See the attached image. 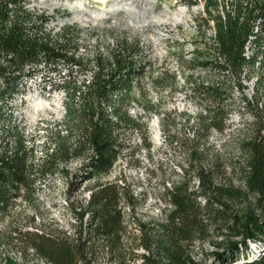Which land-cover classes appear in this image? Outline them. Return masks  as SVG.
Wrapping results in <instances>:
<instances>
[{
    "label": "trees",
    "instance_id": "trees-1",
    "mask_svg": "<svg viewBox=\"0 0 264 264\" xmlns=\"http://www.w3.org/2000/svg\"><path fill=\"white\" fill-rule=\"evenodd\" d=\"M28 1L0 0V219L18 200L34 205L37 185L46 179H64L69 196L79 189L80 179L93 182L85 186L88 200L67 202L78 222L71 224L70 233L47 231L34 221L8 224L0 242L17 249L22 262L5 254L0 264H95L102 257L116 264H264V50L260 35L253 37L252 52L245 54L259 21L263 29L264 0H201L205 16L200 13L195 18L200 43L192 62L216 79L208 84L193 81L192 90L202 102L200 111L191 124L185 118V125L173 135L165 133L166 114L159 109L160 103L141 97L144 115L130 112L134 85H141L150 68L140 39L121 38L115 46L107 45L105 52L83 56L77 24L66 21L58 30L49 28L53 13L48 14L45 6H27ZM198 1L180 0L188 6ZM209 28L213 34L207 37ZM43 69L59 75L65 70L57 85L63 94L64 114L29 131L14 100L22 86ZM87 71L89 77L79 80ZM251 77L256 78L254 92L247 98L243 79ZM154 80L156 87L165 88L163 80ZM176 81L171 74L168 86ZM235 92L243 96L251 130L239 139L240 156L227 161L207 141L213 130L221 133L229 126L228 118L237 109ZM151 113L158 116L163 141L176 145L186 164L181 165L176 181L162 182L165 207L160 215L141 219L135 215L141 200L125 174L112 180L106 177L127 147L128 131L141 133L142 145L150 152ZM188 128L191 137L186 135ZM38 129L44 131L41 144ZM72 162L79 163L76 171L69 168ZM227 166L238 173L242 185L226 181ZM159 170L164 177L165 171ZM123 204L129 206V222ZM194 242L201 248L207 242L210 251L200 249L201 257L194 258ZM249 242L258 251L252 258ZM30 254L40 262L29 263Z\"/></svg>",
    "mask_w": 264,
    "mask_h": 264
},
{
    "label": "rangeland",
    "instance_id": "rangeland-1",
    "mask_svg": "<svg viewBox=\"0 0 264 264\" xmlns=\"http://www.w3.org/2000/svg\"><path fill=\"white\" fill-rule=\"evenodd\" d=\"M181 4L183 3L180 0H107L105 3L98 0H41L38 6L43 5L48 14L53 13L49 28L66 21L77 24L80 28L79 53L89 58H92L96 51L105 52L107 45L115 46L116 41L121 38L140 39L150 68H147L141 85L139 87L134 85L132 96L135 98L130 112L144 115L141 97H146L153 104L160 103L159 109L166 114L163 121L165 133L173 135L185 125V118L188 117L191 124L200 111L202 102L192 90L193 81L208 84L216 79L211 71L195 67L192 62L197 55L195 47L200 43L197 31L192 26L198 10ZM116 6L119 8L116 9ZM96 10L105 11L104 16H88ZM64 73L65 70L60 75ZM89 73L87 71L79 75V80L88 78ZM171 74L176 75L177 81L170 87L168 85L171 82ZM60 75L43 69L29 79L22 86L21 94L16 96L14 100L16 112L24 119L23 123L29 131L38 126L43 127L46 122L51 123L62 118L63 94L57 86L62 81ZM49 77L51 79L46 80ZM155 78L163 80L166 83L165 88L156 87ZM248 81L246 78L243 79L244 97L251 98L253 93L250 96L251 91L246 85ZM234 95L237 109H234L228 118L229 126L221 133L213 130L207 141V145L217 150L227 161L240 156L239 139L247 136L251 130V119L241 99L243 96L236 92ZM137 99L141 101L138 102ZM157 118L156 113H151L148 119L149 138L152 142L150 152L148 153L146 147L142 145L141 133L128 131L127 147L107 175V178H112L125 174L128 183L141 200L135 208V215L141 219H147L148 215L156 216L164 203L162 182L165 181L167 185L176 181L181 173V165L186 164L177 146H170L168 142L163 141L161 131L158 130ZM37 132L41 134L38 138V144H41L44 131L38 129ZM186 135L191 137L192 130L188 128ZM227 164L230 165L228 162ZM78 166V162H72L69 168L76 171ZM160 168L165 171L164 177L160 175ZM225 175L227 182L235 186L242 185L238 173H232L230 166L226 167ZM92 182L80 179L79 189L70 196L65 193V180L62 178L46 179L39 183L34 205L18 200L17 206L9 214L1 217L0 241L10 223L27 225L28 222L34 221L38 228L46 227L47 231L57 229L72 232L71 224L77 226L78 222L74 214L67 209V202L72 199H85L88 192L85 186ZM125 219L129 222L131 217L126 214ZM27 228L32 229L30 226ZM128 230L131 233H138L133 227H128ZM202 247L198 242H194L192 253L194 258L201 257L200 249L210 251L207 242H204ZM250 247L248 253L252 258L258 251L254 244L250 243ZM136 251L140 253L142 249ZM5 254L22 262L17 249L0 242V262ZM29 259V263L40 262V259L32 254ZM95 264L116 262H109L102 257L97 259Z\"/></svg>",
    "mask_w": 264,
    "mask_h": 264
},
{
    "label": "built area",
    "instance_id": "built-area-1",
    "mask_svg": "<svg viewBox=\"0 0 264 264\" xmlns=\"http://www.w3.org/2000/svg\"><path fill=\"white\" fill-rule=\"evenodd\" d=\"M29 3L27 4V6H30V7H33V6H37V7H40V6H43V5H40V6H38V4L41 2V0H29L28 1ZM181 5H184V3L183 4H181ZM187 7L188 8H195V9H197L198 11L196 12V14L194 15L195 17H197L200 13L202 14V15H204V12H203V3H202V1L201 0H199L197 3H195V4H193V5H191V6H188L187 5ZM205 16V15H204ZM195 17H194V21H192V26H193V29L195 30V31H197V34H198V28H197V24H196V21H195ZM260 22V21H259ZM259 22H258V24L255 26V28H254V34H253V36H251L250 38H249V41L247 42V44H246V47H245V49H246V56H248L251 52H252V47H253V37H255V36H258V35H260V38H261V42H260V48L262 49V50H264V25H263V29H261V27H260V25H259ZM51 23V22H50ZM65 23V22H64ZM63 23V24H64ZM62 24H58L57 26H54V27H56V30H58L59 29V27L61 26ZM211 25H212V23H211ZM50 26V25H49ZM212 34H213V30L211 29V28H209V29H207V37H209V36H212ZM259 64V62H257V64L256 65H258ZM255 80H256V78H252V79H250L247 83H246V85L248 86V88L250 89V91H251V93H250V96L252 95V93L254 92V83H255ZM115 177H112V178H107L106 177V179L107 180H112V179H114ZM121 183V182H120ZM89 194H90V192L88 191L87 193H86V196H85V201L86 200H88L89 199ZM165 207V204L163 203L162 204V207L158 210V213L156 214V216H158V215H160V212H161V209L162 208H164ZM168 207H171V205L169 204L168 205ZM122 209H123V211L125 212V215L129 212V206L128 205H124L123 204V206H122Z\"/></svg>",
    "mask_w": 264,
    "mask_h": 264
},
{
    "label": "bare ground",
    "instance_id": "bare-ground-1",
    "mask_svg": "<svg viewBox=\"0 0 264 264\" xmlns=\"http://www.w3.org/2000/svg\"><path fill=\"white\" fill-rule=\"evenodd\" d=\"M98 1H99V2H104V3L107 2V0H98ZM79 2H80V1H79ZM83 2H84V1H83ZM80 3H81V2H80ZM81 4H82V3H81ZM119 6H120V5H119ZM118 8H119V7L116 6V9H118ZM89 12H90V11H89ZM104 12H105V11H104ZM104 12H103V11H100V10H99V11L96 10V11L91 12L92 15L89 13L88 16H89V17H90V16H98V15H102V16H104V14H105ZM84 17H85V16H84ZM91 18H92V17H91Z\"/></svg>",
    "mask_w": 264,
    "mask_h": 264
}]
</instances>
